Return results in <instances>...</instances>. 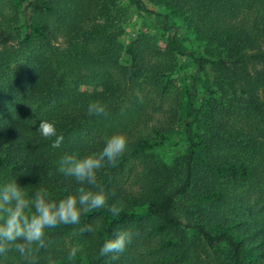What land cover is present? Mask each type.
<instances>
[{
    "label": "trees",
    "instance_id": "obj_1",
    "mask_svg": "<svg viewBox=\"0 0 264 264\" xmlns=\"http://www.w3.org/2000/svg\"><path fill=\"white\" fill-rule=\"evenodd\" d=\"M11 1L21 16V44L0 51V184L15 179L29 195L44 187L56 200L76 194L80 185L57 170L59 160L65 153L102 149L87 144L89 133L102 130L135 138L116 167L101 171L106 191L112 192L130 155L141 159L146 171L140 195L109 197V205L125 202L119 216L107 207L94 209L82 214L79 225L47 230L49 245L39 251V264H47L48 256L57 264H200L191 251L200 243L214 249L222 264H264V200L254 204L236 191L264 166L258 165L264 161V67L249 69L264 62V0H159L206 51H188L187 37L172 35L165 59L148 35L124 47L121 18L127 9L117 0ZM133 2L156 14L165 31L171 29L169 13L151 10L144 0ZM58 33L66 38L64 48L53 43ZM174 53L190 55L199 69L210 65L214 81L197 75L183 88L178 126L136 135L146 103L135 88L146 78L165 93ZM116 70L123 82L113 76ZM83 84L91 90H82ZM91 101L106 105L108 115L89 116ZM42 120L63 137L60 147H51L37 131ZM175 135L183 136L185 152L167 164L152 151ZM87 225L93 231L76 235L85 249L70 258L65 237ZM121 230L133 233L126 250L117 259L101 256L103 243ZM156 235L164 236L158 241L163 255L149 257L152 246L145 240ZM0 264L23 259L12 249L0 255Z\"/></svg>",
    "mask_w": 264,
    "mask_h": 264
},
{
    "label": "rangeland",
    "instance_id": "obj_2",
    "mask_svg": "<svg viewBox=\"0 0 264 264\" xmlns=\"http://www.w3.org/2000/svg\"><path fill=\"white\" fill-rule=\"evenodd\" d=\"M121 6L125 7L127 10L125 15L122 16V26L123 34L121 36V41L125 45H129L130 41L136 39L139 35H148L151 40L157 43V46L162 53V58L165 59V55L169 52L168 38L172 35L176 37H187V40L183 42V46L188 49V51H196L198 54H205L204 45H200L194 40L192 34L188 33L183 20L175 15L170 14L164 5L159 3V0H144V3L153 11L160 13H169V25L171 29L165 31L161 26L160 18L156 14H148L140 10L133 0H117ZM30 13V12H28ZM21 20L19 16L18 9L15 3L11 0H0V51L9 48H20L21 35L18 23ZM53 43L60 48H64L66 43V38L58 33L57 38L53 40ZM126 51V49H125ZM124 51L122 63L127 65L129 60ZM173 58L172 71L168 74L167 78L169 81L168 90L162 93L159 88L153 85L146 78L141 80L138 87L135 88L136 95H140L143 102L146 103V108L142 110L141 120L134 131L136 135L143 133H152L154 127L157 126H178L181 123L182 117V102L184 101V94L182 93L183 88L190 84L192 79L201 75L204 79L212 84L214 81V73L210 65L206 66L205 69H199L195 60L188 54H178L174 53L171 55ZM170 60V59H169ZM172 60V59H171ZM170 60V61H171ZM264 67V62L250 64L249 69L255 72L258 69ZM113 76L117 80L123 82L122 76L119 75L118 70H116ZM203 85L199 84L200 101L204 98ZM83 90H91L90 86H81ZM264 100V94L261 95ZM115 133H118L115 130ZM115 133L108 134L102 131H92L87 137V144L91 149L96 151L104 145L106 138L110 137ZM128 138V143L134 137L125 134ZM128 148V146H127ZM186 148V142L182 135H175L170 142H166L153 149V154L156 157L167 163L172 164L176 158L183 155ZM129 161L120 170V174L117 176L116 180L112 182L110 190H116L117 194H134L140 195L144 192V185L146 181V171L145 165L141 159L130 155ZM258 165H264L263 160H258ZM102 171V170H101ZM98 173V178L100 182L105 185L102 181L104 174ZM104 171V169H103ZM110 180L113 181L112 178ZM260 187L264 190V166L258 168V174L252 179L251 182L243 187H239L237 191L238 196H243L247 201H252L254 204H260L264 200V195L261 193ZM262 194V195H261ZM258 208V207H257ZM255 208V209H257ZM182 216L186 215L185 205L181 208ZM262 216V215H261ZM184 219H186L184 217ZM150 229V228H148ZM152 233V232H151ZM153 235V233H152ZM164 236H153L149 237L150 240H145L146 244L152 246L149 250V257L160 256L163 251H161V246L158 241H160ZM79 245L81 250L85 249V242L79 238V236H73V234L65 237V249L69 251L72 246ZM191 251L200 256V264H222L219 260L218 253L214 249L207 248L203 244H197L191 246ZM163 255V254H162ZM138 257H140L137 254Z\"/></svg>",
    "mask_w": 264,
    "mask_h": 264
},
{
    "label": "clouds",
    "instance_id": "obj_3",
    "mask_svg": "<svg viewBox=\"0 0 264 264\" xmlns=\"http://www.w3.org/2000/svg\"><path fill=\"white\" fill-rule=\"evenodd\" d=\"M89 116H107L106 105L100 101H91L87 107ZM37 131L51 147L58 148L63 137L58 135L54 125L42 120ZM127 138L122 133H115L106 138L104 146L97 152L81 155L77 152L65 153L59 160L58 171L66 177H72L80 187L76 194H68L56 200L44 187L29 195L15 179L0 184V255L14 249L23 259V264H39L38 253L49 245L47 230L59 225H79L82 214L94 209L107 207L113 216H119L126 207L122 199H115L109 205V197H116L115 191L109 193L100 182L98 173L107 167H116L119 159L127 150ZM87 225L73 232V236L91 232ZM133 233L121 230L112 239L106 240L101 249V256L111 254L117 259L128 244ZM81 248L74 245L68 252L75 257ZM47 264H57L51 256L46 257Z\"/></svg>",
    "mask_w": 264,
    "mask_h": 264
}]
</instances>
